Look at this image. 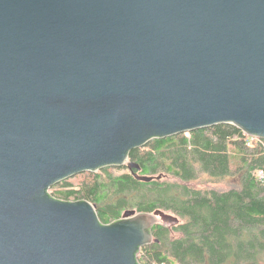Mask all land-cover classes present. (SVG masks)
Masks as SVG:
<instances>
[{"label": "water", "instance_id": "obj_1", "mask_svg": "<svg viewBox=\"0 0 264 264\" xmlns=\"http://www.w3.org/2000/svg\"><path fill=\"white\" fill-rule=\"evenodd\" d=\"M217 124L264 139V0H0V264H140L177 216L50 187Z\"/></svg>", "mask_w": 264, "mask_h": 264}, {"label": "trees", "instance_id": "obj_2", "mask_svg": "<svg viewBox=\"0 0 264 264\" xmlns=\"http://www.w3.org/2000/svg\"><path fill=\"white\" fill-rule=\"evenodd\" d=\"M250 139L232 124L154 138L128 156L140 166L133 169L137 174L159 179L143 181L128 168L115 174L102 167L78 184L64 180L50 193L90 201L103 223L127 209L177 216L172 230L154 225L158 242L140 248V264H264V139L252 146ZM166 175L173 179H162ZM200 177L227 179L229 185L191 184Z\"/></svg>", "mask_w": 264, "mask_h": 264}, {"label": "rangeland", "instance_id": "obj_3", "mask_svg": "<svg viewBox=\"0 0 264 264\" xmlns=\"http://www.w3.org/2000/svg\"><path fill=\"white\" fill-rule=\"evenodd\" d=\"M188 133V132H187ZM251 138V137H250ZM261 138H253V139H250L249 142H248V145L252 146L255 142H260ZM146 145V144H145ZM144 145V146H145ZM142 149V148H140ZM107 168H110V171L117 174V173H120V172H123L125 170H127V166L126 165H123V166H120V167H113V166H110V167H107ZM100 170V169H98ZM97 171V170H96ZM95 172V171H93ZM262 172V171H261ZM87 173H91V172H83V173H79L77 175H74L70 178H67L66 180L67 181H71L72 183L74 184H78L79 182H81L82 180H84L86 178V174ZM258 174V177H261L260 175V172H257ZM157 175V174H155ZM162 179H168V180H171L173 178H171L170 176H163ZM59 183H57L56 185L58 186ZM191 184H193L194 186L196 187H216V188H227L228 185H229V182L227 179H223V180H220V181H211L207 178H204V177H200L198 179H196L195 181L191 182ZM52 186L50 187L49 189V192H51L55 186ZM174 227V226H173ZM178 233L176 232H173L172 235L175 236L177 235Z\"/></svg>", "mask_w": 264, "mask_h": 264}, {"label": "built area", "instance_id": "obj_4", "mask_svg": "<svg viewBox=\"0 0 264 264\" xmlns=\"http://www.w3.org/2000/svg\"><path fill=\"white\" fill-rule=\"evenodd\" d=\"M253 138H258V137H251V139H253ZM258 172H260L261 177H263V172H261V171H258ZM138 255H139V253H138ZM154 264H157V263H154ZM159 264H167V263H159Z\"/></svg>", "mask_w": 264, "mask_h": 264}, {"label": "flooded vegetation", "instance_id": "obj_5", "mask_svg": "<svg viewBox=\"0 0 264 264\" xmlns=\"http://www.w3.org/2000/svg\"><path fill=\"white\" fill-rule=\"evenodd\" d=\"M165 228L168 229V230H172L173 227H170V228L165 227Z\"/></svg>", "mask_w": 264, "mask_h": 264}]
</instances>
